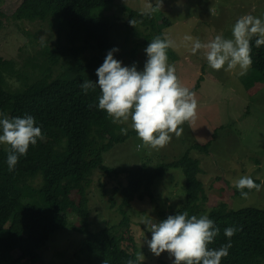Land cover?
Here are the masks:
<instances>
[{
    "label": "trees",
    "instance_id": "obj_1",
    "mask_svg": "<svg viewBox=\"0 0 264 264\" xmlns=\"http://www.w3.org/2000/svg\"><path fill=\"white\" fill-rule=\"evenodd\" d=\"M114 1L21 0L11 14L19 21L44 22L50 32V42L40 41L21 65L14 59L0 56V113L10 118L33 116L44 136L34 147L30 145L27 155L19 159L11 172L6 163L7 152L0 148V264H103L105 259L108 264H126L128 259L135 258V254L120 248L109 229H87L90 224L87 187L91 176L97 169L116 176L117 169L104 164V154L135 133L129 129L126 135L121 134L122 125L113 124L107 114L95 106L88 107L90 103H98V88L90 89L85 95L79 87L87 79L97 81L96 69L107 52L115 47L110 36L112 21L103 14L94 13L96 9L111 6ZM123 9L132 18H139V25L150 30L145 39L131 46L128 55L133 59L139 47L150 43L146 38L154 34L164 38L162 31L168 23L165 18L158 21L153 13L145 15ZM3 16L0 10V29L4 26ZM132 32L141 35L135 28ZM88 50L97 55L82 66L81 55ZM98 51L105 53L98 55ZM251 56V68L264 77V46L256 48L253 41ZM70 58L76 59L80 67L68 68L70 79L56 78L65 81L58 88L54 80L50 81L53 68L61 60ZM199 85L200 81L190 90L196 91ZM216 131L214 129V134ZM212 141L213 138L204 144H193L180 158L162 162L152 170L134 167L119 171L127 175L126 184L121 186L123 204H128V196L140 193L143 188L152 194L157 178L169 169L181 168L185 179L182 204L163 215L161 221L185 210L197 216L207 212L220 230L210 247L228 243L223 234L226 227L241 229L231 238L229 255L222 258L221 264H264L261 260L264 259V208L232 209L225 202L207 210L203 207L207 196L198 176L200 161L189 156V151L196 149L207 153ZM73 191L79 194L77 200L71 198ZM235 194L240 195L236 189ZM71 212L79 216L80 226L74 225L75 228H82L85 235L83 245L75 253L76 261L35 262L39 250L52 235L69 224ZM121 212L125 214L123 209ZM17 250L19 254L15 255ZM142 264L147 263L143 261Z\"/></svg>",
    "mask_w": 264,
    "mask_h": 264
},
{
    "label": "rangeland",
    "instance_id": "obj_2",
    "mask_svg": "<svg viewBox=\"0 0 264 264\" xmlns=\"http://www.w3.org/2000/svg\"><path fill=\"white\" fill-rule=\"evenodd\" d=\"M20 2L0 0V10L4 14V26L0 29V56L14 59L18 65L33 54L40 41H49L50 37L44 22L19 21L11 17ZM148 3L155 6L159 0H115L109 7L94 10L95 14H103L112 21L110 36L114 48L118 49L113 53L114 58L120 60L123 66H131L134 61L137 70L143 69L147 59L144 49L149 43L139 47L133 59L128 52L133 44L145 39L150 30L145 25H139V18H132L123 8L140 13ZM153 14L157 20H167L168 26L163 28V37H169L177 44L175 49L170 48L167 53L169 63L175 65L181 84L191 89L200 81L199 88L194 91L198 101L197 117L193 122L183 125L184 131L179 138L173 136L171 142L159 151L138 148L141 141L133 133L104 154V164L116 168L117 173L116 176H109L97 169L91 176L87 187L90 212L87 229H109L120 248L135 255L141 252L147 264H172L174 258L170 259L167 253L155 257L150 252L146 241L151 239V233L147 231L146 225L141 224V219L149 216L159 222L163 215L182 204L185 196L182 169H169L164 176L156 179L152 194L143 188L140 193L128 196V204H123L121 191V186L127 182V175L119 171L134 167L152 170L162 162L180 158L193 144H204L213 138L207 153L196 149L189 151V156L200 161L199 178L207 196L203 207L207 210L219 202H225L232 209L264 208V77L252 68L243 76L239 75V69L214 71L207 66L205 49L192 55L181 45L185 34L199 38L202 43H207L216 35L229 38L231 27L241 15L264 16V0H162L161 10ZM130 20L135 21L136 27L129 23ZM133 28L140 31L141 35H134ZM154 37L146 39L152 40ZM98 52L102 56L105 53ZM96 55L97 52L91 50L82 54V66ZM78 67L80 63L74 58L61 60L53 68L50 81L54 80V85L61 88L64 80L72 76L68 74V68ZM214 129H217L215 134ZM6 147L0 145V148ZM243 175L256 179L262 185L259 191L250 192L247 199L236 195L233 187V181ZM78 197V192L73 191L71 198L77 200ZM122 209L125 214L121 212ZM78 218L76 213L71 212L69 224L52 235L39 250L35 262L76 261L75 253L85 238L82 228H75L80 226ZM14 254L18 255V250ZM261 260L264 262V259Z\"/></svg>",
    "mask_w": 264,
    "mask_h": 264
},
{
    "label": "clouds",
    "instance_id": "obj_3",
    "mask_svg": "<svg viewBox=\"0 0 264 264\" xmlns=\"http://www.w3.org/2000/svg\"><path fill=\"white\" fill-rule=\"evenodd\" d=\"M161 8L162 0L155 6L148 3L141 14L151 15ZM129 23L135 25L134 20ZM253 41L256 48L264 46V16L245 14L233 24L229 38L216 35L202 43L199 38L185 34L181 45L192 55L205 49L204 57L212 70L239 69V75L243 76L253 64ZM176 47V42L169 37H154L144 49L147 59L142 70H137L135 62L131 66H123L114 58L113 53L118 49L113 48L96 69L97 81L87 79L79 85L85 95L90 89H99L98 103H90L88 107L95 106L105 112L113 124L128 125L121 127L120 133L126 135L129 128L135 132L141 141L138 148L155 151L165 148L173 136L179 138L183 134L185 123L193 122L197 117L196 93L181 84L175 65L169 63L167 50ZM43 139L42 129L36 126L33 116L25 114L10 118L0 113V145L7 146L9 172L15 169L21 157L27 155L30 145L35 146L38 140ZM261 186L248 175L233 181V187L243 199H247L252 190L259 191ZM141 224L146 225L151 233V239L146 243L153 256L167 253L170 259L174 258L172 264H221L222 258L229 255L231 238L241 230L226 227L223 234L228 243L213 248L210 245L220 230L207 212L197 216L185 210L168 215L159 222L144 216ZM144 259L138 252L126 264H142ZM103 264H108V260L105 259Z\"/></svg>",
    "mask_w": 264,
    "mask_h": 264
}]
</instances>
